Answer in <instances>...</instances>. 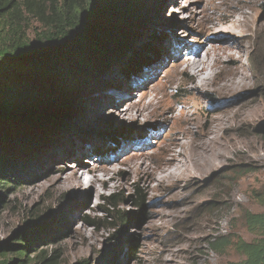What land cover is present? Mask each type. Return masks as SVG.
Returning a JSON list of instances; mask_svg holds the SVG:
<instances>
[{
	"label": "rangeland",
	"instance_id": "rangeland-1",
	"mask_svg": "<svg viewBox=\"0 0 264 264\" xmlns=\"http://www.w3.org/2000/svg\"><path fill=\"white\" fill-rule=\"evenodd\" d=\"M68 1L85 6L89 0ZM148 2L152 11L143 16V36L129 52L138 53L134 74L126 78L114 70L90 85L84 107L69 116L78 129L72 139L55 137L51 155L21 173L18 183L0 187V250L27 246L19 236L35 232L27 264H41L40 254L54 258V264H227L244 259L231 246L220 254L209 243L224 235L252 240L243 214L264 212L254 198L264 185V0ZM245 13L250 27L242 33V45L233 48L246 74L244 84L229 94H217L213 86L192 92L187 82L191 71L176 75L175 64L190 56V47L196 53L222 37H240L232 22ZM30 26L31 38L45 29L36 20ZM232 65L224 60L227 74ZM129 105L134 106L132 116L123 113ZM183 108L192 110L188 122L174 119ZM176 135L186 147L209 140L211 166L189 155L188 172L153 177ZM77 165L79 173L94 171L86 179L101 178L96 186L68 185ZM138 188L146 195L144 207L133 203ZM113 195L120 198L115 207L108 203ZM124 213L132 219L123 226L117 216Z\"/></svg>",
	"mask_w": 264,
	"mask_h": 264
},
{
	"label": "trees",
	"instance_id": "trees-1",
	"mask_svg": "<svg viewBox=\"0 0 264 264\" xmlns=\"http://www.w3.org/2000/svg\"><path fill=\"white\" fill-rule=\"evenodd\" d=\"M148 1L89 0L78 6L68 0L62 5L59 0H0V187L18 183L21 173L51 155L52 139H72L78 129L69 116L84 107L90 85L101 83L114 70L126 78L134 74L138 53L129 52L143 36V16L152 11L146 8ZM132 19L140 23L126 28ZM33 20L45 29L31 38ZM254 198L264 206V185ZM145 199L138 188L134 205L144 207ZM108 200L115 207L120 198ZM117 218L123 226L132 219L125 213ZM243 220L252 240L224 235L209 244L220 254L231 246L244 256L227 264H264V212L247 210ZM33 235L19 236L27 246H3L0 264L29 263ZM36 258L41 264L55 263L42 254Z\"/></svg>",
	"mask_w": 264,
	"mask_h": 264
},
{
	"label": "bare ground",
	"instance_id": "bare-ground-1",
	"mask_svg": "<svg viewBox=\"0 0 264 264\" xmlns=\"http://www.w3.org/2000/svg\"><path fill=\"white\" fill-rule=\"evenodd\" d=\"M233 23L234 31L239 34L237 36H225L219 39L216 43H209L203 50H199L193 53L192 47H190V56L185 60H179L175 64V73L186 74L191 71V75L188 76L187 82L192 83L190 90L192 92H205L211 86L217 94H229L239 89L245 82L246 74L243 66L239 62V57H234V47H240L243 43V32L250 27V20L245 13L241 18H235ZM214 26H207V29H212ZM223 25L218 26L216 29H220ZM215 29V30H216ZM224 29H221V31ZM225 38V39H224ZM183 53H181V56ZM224 60L232 61L233 65L230 67L231 74H227L224 68ZM172 80H175L174 78ZM134 106L129 105L125 113L128 116H132ZM189 111L191 108H183L175 115L174 119L182 118L184 122L190 120ZM169 112L174 114V108L171 106ZM172 114V115H173ZM123 115V114H122ZM173 117V116H172ZM137 118V116L135 117ZM209 137V136H207ZM173 146L166 147L165 155L162 158V163L159 167L160 172L152 170V176L155 177L159 174L161 179L170 178L178 173L184 174L189 171V165L187 158L189 155L196 157L198 163H206V167H210L209 156L211 158L212 147L210 141L195 140L186 147L183 140H179V136L176 135ZM181 138V137H180ZM187 157V158H186ZM78 166L71 170L70 176H68V185L74 188L81 187H94L100 181V177L93 176L86 179V173H93L94 171L86 168L82 173L78 172ZM109 171L110 168H105ZM100 195V193H99Z\"/></svg>",
	"mask_w": 264,
	"mask_h": 264
},
{
	"label": "water",
	"instance_id": "water-1",
	"mask_svg": "<svg viewBox=\"0 0 264 264\" xmlns=\"http://www.w3.org/2000/svg\"><path fill=\"white\" fill-rule=\"evenodd\" d=\"M138 23H140V22H138ZM138 23H136V21L135 20H130L127 24H126V28H130V27H134V26H136ZM56 109V108H55ZM48 112H54V109L53 110H49Z\"/></svg>",
	"mask_w": 264,
	"mask_h": 264
}]
</instances>
